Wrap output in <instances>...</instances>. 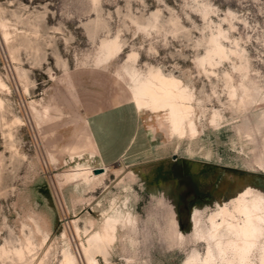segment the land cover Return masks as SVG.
Here are the masks:
<instances>
[{
  "label": "rangeland",
  "instance_id": "374dc122",
  "mask_svg": "<svg viewBox=\"0 0 264 264\" xmlns=\"http://www.w3.org/2000/svg\"><path fill=\"white\" fill-rule=\"evenodd\" d=\"M113 210L100 264H264V0H0V264H86Z\"/></svg>",
  "mask_w": 264,
  "mask_h": 264
},
{
  "label": "crops",
  "instance_id": "0c3cea01",
  "mask_svg": "<svg viewBox=\"0 0 264 264\" xmlns=\"http://www.w3.org/2000/svg\"><path fill=\"white\" fill-rule=\"evenodd\" d=\"M126 113L127 110L120 106L88 117L99 157L106 166H112L126 158L133 149L138 131L135 133L128 131L129 120L127 124L124 122ZM132 113L139 117L135 111Z\"/></svg>",
  "mask_w": 264,
  "mask_h": 264
},
{
  "label": "bare ground",
  "instance_id": "6f19581e",
  "mask_svg": "<svg viewBox=\"0 0 264 264\" xmlns=\"http://www.w3.org/2000/svg\"><path fill=\"white\" fill-rule=\"evenodd\" d=\"M2 26L6 28L5 24H3ZM5 35L10 36L9 33H5ZM116 51L117 49L115 48V46H111L109 48L110 54H113ZM147 94L152 98L153 105H156L159 103V101L155 98L154 94H151L150 92H147ZM91 163L92 162L90 163L88 162L87 164H84L85 167L83 169L82 175H80L82 178L89 174L91 165H92ZM127 219L128 218L126 217L125 212H119L117 210L116 211L113 210V212L109 216H107L106 219L104 220L100 230L96 232V234L93 235L91 238H89L87 242H84V241L81 242L82 258L86 264H100L98 255H101L106 263L109 262V258H108L109 249L115 246V242L118 238V233L120 231L119 227L121 225H124L126 227ZM91 225L93 226V224ZM76 228L79 234L80 229L79 227H76ZM63 264H76L75 258L72 256V253L70 252V250H66L64 252Z\"/></svg>",
  "mask_w": 264,
  "mask_h": 264
},
{
  "label": "water",
  "instance_id": "95a60500",
  "mask_svg": "<svg viewBox=\"0 0 264 264\" xmlns=\"http://www.w3.org/2000/svg\"><path fill=\"white\" fill-rule=\"evenodd\" d=\"M97 174H99V173H101V172H105V170H103V169H99V170H96L95 171ZM243 174H247L248 172H242Z\"/></svg>",
  "mask_w": 264,
  "mask_h": 264
}]
</instances>
